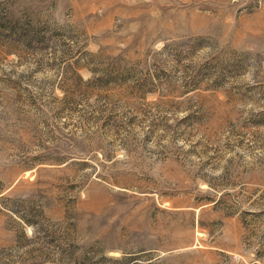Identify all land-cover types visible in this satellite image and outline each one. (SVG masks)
Returning <instances> with one entry per match:
<instances>
[{
    "label": "rangeland",
    "instance_id": "374dc122",
    "mask_svg": "<svg viewBox=\"0 0 264 264\" xmlns=\"http://www.w3.org/2000/svg\"><path fill=\"white\" fill-rule=\"evenodd\" d=\"M0 264H264V0H0Z\"/></svg>",
    "mask_w": 264,
    "mask_h": 264
}]
</instances>
